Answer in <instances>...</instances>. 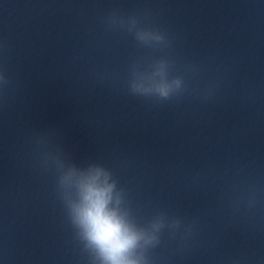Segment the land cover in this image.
Masks as SVG:
<instances>
[{"label": "water", "instance_id": "obj_1", "mask_svg": "<svg viewBox=\"0 0 264 264\" xmlns=\"http://www.w3.org/2000/svg\"><path fill=\"white\" fill-rule=\"evenodd\" d=\"M112 10L167 30L178 66L218 84L213 99L129 96L127 66L146 53L105 30ZM0 65L14 81L0 103V264H93L37 163L38 136L78 173L111 169L130 218L198 220L187 243L166 236L154 264H264V0H0Z\"/></svg>", "mask_w": 264, "mask_h": 264}, {"label": "clouds", "instance_id": "obj_2", "mask_svg": "<svg viewBox=\"0 0 264 264\" xmlns=\"http://www.w3.org/2000/svg\"><path fill=\"white\" fill-rule=\"evenodd\" d=\"M106 31L131 36L135 45L146 53L127 66L123 78L126 93L149 105L163 106L179 103L187 98L207 102L213 99L218 84L209 81L200 87L198 78L203 69L195 63L178 66L172 55L173 40L167 30L149 22L135 12L122 13L112 10L102 19ZM14 81L8 69L0 65V103L6 102ZM35 155L39 167L54 178V188L62 202L68 222L79 229V238L85 248L95 253L100 264H154V250L159 248L165 237L179 239L181 244L192 240L198 220H186L178 214L159 210L149 217L130 218L128 210L121 205L125 193L119 181L109 179L111 169L90 166L88 174L78 173L75 165L60 148L49 146L44 136L34 141ZM78 186L81 202L71 204L67 189ZM115 205V206H113ZM257 205L255 190H249L246 207L251 210Z\"/></svg>", "mask_w": 264, "mask_h": 264}]
</instances>
